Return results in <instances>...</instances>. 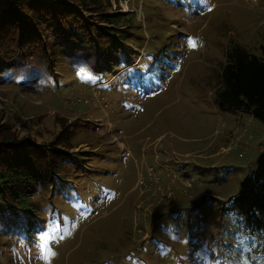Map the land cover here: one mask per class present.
Instances as JSON below:
<instances>
[{"label":"rangeland","instance_id":"1","mask_svg":"<svg viewBox=\"0 0 264 264\" xmlns=\"http://www.w3.org/2000/svg\"><path fill=\"white\" fill-rule=\"evenodd\" d=\"M110 1L114 47L0 72L4 120L42 145L67 135L73 152L59 185L5 209L16 224L0 226V264H264L263 227L227 208L264 123L215 99L231 48L263 55L264 0Z\"/></svg>","mask_w":264,"mask_h":264},{"label":"trees","instance_id":"2","mask_svg":"<svg viewBox=\"0 0 264 264\" xmlns=\"http://www.w3.org/2000/svg\"><path fill=\"white\" fill-rule=\"evenodd\" d=\"M76 7L58 0H0V72L12 76V72L24 71L23 66H16L20 56L23 65L28 64L27 71H37L33 64L38 70L51 71L66 47L84 52L114 47L118 35H113L123 24L121 12L106 11L111 1L79 0ZM84 9L116 27L93 28L94 17L85 22L80 14ZM262 50L260 56L241 46L227 52L215 99L222 109L250 111L264 123V43ZM5 54H13L9 65ZM19 122L26 127L24 121ZM71 148L67 135L52 146L20 134L0 110V226L16 224L15 219L5 222L2 218L6 208L21 210L34 190L59 185L63 165L73 159ZM227 208L242 214L249 228L264 229V148Z\"/></svg>","mask_w":264,"mask_h":264},{"label":"built area","instance_id":"3","mask_svg":"<svg viewBox=\"0 0 264 264\" xmlns=\"http://www.w3.org/2000/svg\"><path fill=\"white\" fill-rule=\"evenodd\" d=\"M253 1H256V0H253ZM177 174V173H176ZM178 176H179V173L177 174ZM150 177H151V174H150ZM142 181H144L143 179H142Z\"/></svg>","mask_w":264,"mask_h":264},{"label":"snow or ice","instance_id":"4","mask_svg":"<svg viewBox=\"0 0 264 264\" xmlns=\"http://www.w3.org/2000/svg\"><path fill=\"white\" fill-rule=\"evenodd\" d=\"M194 46V45H193ZM245 264H246V262H245Z\"/></svg>","mask_w":264,"mask_h":264}]
</instances>
